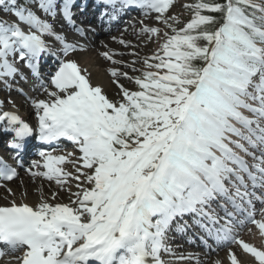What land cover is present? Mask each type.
Returning a JSON list of instances; mask_svg holds the SVG:
<instances>
[{
	"label": "snow or ice",
	"instance_id": "obj_1",
	"mask_svg": "<svg viewBox=\"0 0 264 264\" xmlns=\"http://www.w3.org/2000/svg\"><path fill=\"white\" fill-rule=\"evenodd\" d=\"M36 3L45 16L59 14L82 32L73 19V0ZM102 3L116 12L138 8L145 17L155 13L169 30L140 21L139 34H154L161 42L144 58L143 70L133 68L139 76L121 70L131 65L114 57L125 53H100L114 65L107 71L119 100L92 85L78 61L57 56L45 37L60 43L63 57L75 53L77 44L55 31L48 19L18 6V0H0V11L15 17L12 22L0 19V83L8 87L17 74L25 78L17 61H27L35 73L32 62L42 55L59 59L51 76L56 90L47 92L48 100L33 102L37 129L16 112H0L3 130L15 134L9 147L23 149L36 132L46 143L67 138L80 154L39 153L42 162L32 165L45 171H28L58 185L71 177L77 182L75 199L70 204L42 199L36 206L14 200L0 205V256L18 253L9 264H165L161 252L171 253L168 233L174 223L187 231L190 225L180 223L187 215L220 246H234L227 249L228 264H264V244L239 235L250 223L264 240V208L257 219L254 206V199H260L255 189L264 188V3L194 0L184 5L191 16L182 26L168 15L174 0ZM213 13H220L222 21ZM119 43L131 46L123 39ZM121 79L138 90L125 87ZM69 157L74 172L61 167ZM16 175V168L0 158V180ZM229 204L243 220L227 210ZM248 232L255 234L251 227Z\"/></svg>",
	"mask_w": 264,
	"mask_h": 264
},
{
	"label": "bare ground",
	"instance_id": "obj_2",
	"mask_svg": "<svg viewBox=\"0 0 264 264\" xmlns=\"http://www.w3.org/2000/svg\"><path fill=\"white\" fill-rule=\"evenodd\" d=\"M75 5H78V7L83 9L82 12H80L79 14H75V16L79 17L85 22H89L88 24L91 25L90 28L82 29V32L78 33L75 31L76 36H67L63 33L65 28L67 27V22L63 20L62 16H58L55 19H52L50 17L48 20L53 24L55 31L60 32L67 37L68 42L77 44V51L75 53H70L69 57H63L59 51L61 47L60 43L58 41H55V39L52 37L45 38L49 39L50 44L52 45V50L57 53V56L60 57V59L71 58L78 61L80 67L86 70L85 74L90 77V82L92 85L100 86L103 93L106 94L109 99L118 100L119 97L117 93L119 92V89L116 84L112 83L113 78L107 71V69L113 67L114 65L111 62L107 61L102 55H100V53L104 51L125 53V55L123 56L114 57L117 60H122L126 64L131 65L130 67L121 65V70L128 72L129 76L131 77L139 76L140 72L133 71V68L139 69V66L143 64V59L145 58L146 51L155 39L154 34L151 36L148 34H139V29L142 27L140 21H143V25H147L149 27L161 26L162 24H155L158 23L155 20V13H150L147 17H145L142 12L138 11L137 9L128 10L126 13L128 18L125 19L126 15L123 16L116 11L114 15L110 16L108 13H102L101 9L104 7V5H102L100 2H92V0H75ZM91 6H93V10L89 12ZM111 8L112 7L110 6L106 7V9L109 10ZM112 11L113 9H111V14ZM60 17L61 20H58V18ZM98 29H100V32H97ZM113 37H116V40H113ZM120 39L130 41L131 46L120 44ZM105 45L107 47H105ZM133 51L138 53V56L127 54ZM52 59H55V63L59 64V59L48 56L47 58L43 59V65L48 62V60L50 62ZM133 61H136L134 65L132 64ZM23 74L27 75L28 78L32 76L29 68L25 66L23 67ZM47 76L49 75L47 74ZM120 82L129 89L136 86L132 83H129V81H127L126 79H121ZM45 86L56 90L55 87L51 84L50 77H48L45 79L44 83L34 84L29 87L32 90V95L30 98L33 101L39 99L48 100V91ZM30 98L26 96L22 97L20 96L19 92L15 90H8L4 85L0 84V99L4 102V108L2 110L0 109V112H16L26 122L30 121L31 124L35 125L37 119V109L34 107V104L31 103ZM7 106H14L15 108H7ZM31 152L32 151H30V153ZM74 153L76 154V156L80 155L79 152ZM52 154L66 155L67 152L59 151L53 152ZM16 158H24V156L23 154H16ZM69 159H71V157H69ZM66 164H68L67 161L63 164V166H65ZM69 164L71 172H74L73 165L71 164V162H69ZM63 166L61 165V167ZM31 169L35 172L45 171L43 167L33 168V165ZM23 177L25 178L21 183H19L18 187L13 183L14 189L11 190V194L8 191V184L0 185V205H8L11 201L14 200L17 204L27 203L31 206H36L41 202L42 199L51 204H70V201L75 199L72 193L76 192V190L73 189L69 185V183H74L76 181L71 177L67 179V182L64 185H58L56 184L55 180L49 181L46 177L43 176H33L31 173H28ZM7 198L11 200L9 202H6L5 200ZM261 208H264V206L259 205L256 214V216L258 215V217H256L257 219L260 218L259 210ZM249 227L253 228V233H255L254 235L248 232ZM239 235L241 236V238L245 239L246 241L252 242L257 246H261L262 244H264V240H262V238L259 236L258 230L255 229V227L251 224L245 226L242 231H239ZM182 239H184V236L182 237ZM178 246L179 245L177 243L173 244L172 253L179 252ZM200 246L201 244L194 249L193 253L184 254L185 257L183 259L185 264H214V262L217 260H222L224 264H228V261L226 259L227 249L228 247H234L232 245L219 246L217 250L212 251L209 256H203L199 252ZM240 255L245 261L249 259L243 254Z\"/></svg>",
	"mask_w": 264,
	"mask_h": 264
},
{
	"label": "rangeland",
	"instance_id": "obj_3",
	"mask_svg": "<svg viewBox=\"0 0 264 264\" xmlns=\"http://www.w3.org/2000/svg\"><path fill=\"white\" fill-rule=\"evenodd\" d=\"M194 0H176V4L171 8V10L169 11L168 15H172V16H175L177 18V20L180 22V25L179 26H182L183 22H185L187 19L190 18L191 16V12L184 7V5L186 4H190V3H193ZM35 6V5H34ZM34 6L32 7H28V8H31V9H34ZM11 14V13H10ZM153 24V23H152ZM156 25H158L159 23H155ZM161 25V24H160ZM159 28H161L163 31H169L168 29L164 28V25L162 24L161 26H158ZM161 41L159 40L158 37L155 36V39L153 40V42L150 44L148 50L146 51V57L148 56H151L155 51H156V48L158 46V43H160ZM145 68V66L142 68V70ZM48 89V88H46ZM132 90H138L137 87L133 88ZM30 92V91H29ZM119 97V96H118ZM120 98V97H119ZM119 100V99H118ZM65 169L67 172H69V165H66L65 166ZM25 177H21L18 178L16 181H14V184L18 187L19 186V183H21L23 181ZM77 182H70L69 185L75 189L77 191V188L75 187ZM11 188V189H10ZM9 189L10 190H13L14 189V186H13V183L10 184L9 186ZM9 198H7L5 201L6 202H9ZM4 263V262H3Z\"/></svg>",
	"mask_w": 264,
	"mask_h": 264
},
{
	"label": "trees",
	"instance_id": "obj_4",
	"mask_svg": "<svg viewBox=\"0 0 264 264\" xmlns=\"http://www.w3.org/2000/svg\"><path fill=\"white\" fill-rule=\"evenodd\" d=\"M215 2L223 3V0H215ZM217 17L218 22L222 21V15L220 13H213Z\"/></svg>",
	"mask_w": 264,
	"mask_h": 264
}]
</instances>
